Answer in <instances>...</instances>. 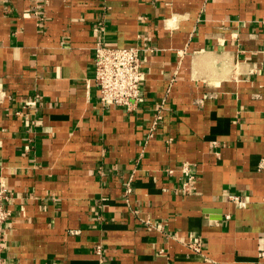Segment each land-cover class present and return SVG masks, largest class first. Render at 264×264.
Wrapping results in <instances>:
<instances>
[{
	"label": "crops",
	"instance_id": "crops-1",
	"mask_svg": "<svg viewBox=\"0 0 264 264\" xmlns=\"http://www.w3.org/2000/svg\"><path fill=\"white\" fill-rule=\"evenodd\" d=\"M98 41L143 49L135 106ZM263 158L264 0H0V264H264Z\"/></svg>",
	"mask_w": 264,
	"mask_h": 264
},
{
	"label": "built area",
	"instance_id": "built-area-1",
	"mask_svg": "<svg viewBox=\"0 0 264 264\" xmlns=\"http://www.w3.org/2000/svg\"><path fill=\"white\" fill-rule=\"evenodd\" d=\"M142 50L139 45L110 46L102 41L96 42L93 55V80L98 90L99 103L102 106L127 108L135 106L139 100L143 76ZM161 117L160 106L154 112L150 134ZM260 165L264 167V158ZM178 170L181 172L182 189L190 191L196 176L195 168L189 162H183ZM173 171L174 169H168L169 173ZM12 196L13 191L7 184L0 181V247L4 240L3 226L9 217L6 203ZM235 200L240 201L237 197ZM190 246L196 251L201 249L200 242L195 241ZM95 250L100 252V246L97 245Z\"/></svg>",
	"mask_w": 264,
	"mask_h": 264
}]
</instances>
